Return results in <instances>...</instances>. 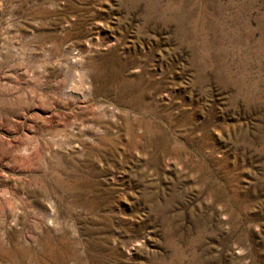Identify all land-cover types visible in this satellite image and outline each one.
I'll return each mask as SVG.
<instances>
[{
    "label": "rangeland",
    "instance_id": "1",
    "mask_svg": "<svg viewBox=\"0 0 264 264\" xmlns=\"http://www.w3.org/2000/svg\"><path fill=\"white\" fill-rule=\"evenodd\" d=\"M0 264H264V0H0Z\"/></svg>",
    "mask_w": 264,
    "mask_h": 264
}]
</instances>
